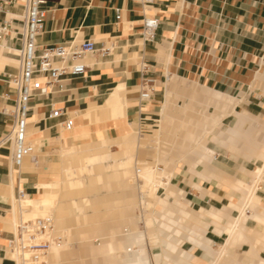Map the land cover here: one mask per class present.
I'll list each match as a JSON object with an SVG mask.
<instances>
[{
  "label": "crops",
  "instance_id": "obj_1",
  "mask_svg": "<svg viewBox=\"0 0 264 264\" xmlns=\"http://www.w3.org/2000/svg\"><path fill=\"white\" fill-rule=\"evenodd\" d=\"M43 6L46 16L37 37L39 47L91 39L96 51L83 56L85 73L65 79L62 91L47 97L32 92L28 139L35 160L26 157L17 167L12 143H1L12 123L2 110L12 108L16 97L8 78L19 70L24 8L19 0L2 5L0 21H10L13 28L12 38L0 40V264H15L5 245L15 232L19 212L25 219L51 215L59 226L69 213L76 221L89 219L75 232L78 247L70 249L64 242L52 250L48 264H264V186L258 185L248 201L264 153V128L243 127L264 116V0H154L146 10L134 0H44ZM145 11L160 22L150 41L141 37ZM141 62L148 65L154 91L139 107ZM172 79L168 92L166 83ZM190 89L210 92L220 115L233 114L230 149L233 136L242 132L252 147L247 157L255 160L257 168L250 177L251 170L244 164L219 160L207 146H192L188 163L168 169L169 180L161 187L164 196H154L163 208L168 204L190 221L188 232L165 242L169 251L164 256L135 255L145 243L144 232L130 231L137 226L132 214L138 198L137 163L149 162L141 156L154 142L162 115H168L166 105L172 101L168 93L177 91L184 97ZM50 104L63 108L66 115L47 117ZM233 107L242 111L235 114ZM67 117L74 122L71 130L62 126ZM155 120L151 137L142 135L139 128L152 126ZM141 140L145 143L140 145ZM156 143L153 161L157 162L160 143ZM107 145L118 147L111 150L115 160H98ZM70 159L78 163L70 165ZM85 173L97 181L106 173L127 190L115 216H109L110 208L96 212L102 200L92 201L84 193L80 202L75 197L60 199L62 186L83 187L78 175ZM53 182L58 183L55 188L38 187ZM18 190L26 196L18 199ZM45 190L54 192L50 202H45ZM246 203L250 214H242ZM86 206L93 208L92 215L82 212ZM95 235L101 240L96 246L87 240ZM181 244L189 245L188 249ZM137 246L140 249H134Z\"/></svg>",
  "mask_w": 264,
  "mask_h": 264
},
{
  "label": "rangeland",
  "instance_id": "obj_2",
  "mask_svg": "<svg viewBox=\"0 0 264 264\" xmlns=\"http://www.w3.org/2000/svg\"><path fill=\"white\" fill-rule=\"evenodd\" d=\"M172 81L173 79L166 83V89L168 92L169 84ZM177 82L179 83L180 81ZM188 93L189 94H186L184 97L180 96L181 94L177 91L168 93L167 96L172 100L171 103L166 105L168 115H162L158 130L155 132L156 137L154 142H151L150 146L146 147V154L141 156V158L148 160V163L150 164L156 165L158 171V168H163L165 171H168V169L173 170V168L181 167L183 164L188 163L190 160H186V158L190 155L189 150L191 147L195 144H201L212 149L214 151V156L219 160H236L239 164H244L247 169L251 170L250 177H254L257 163L253 159L250 161L247 157L252 147L248 140L241 135L242 132H238V134L233 136L234 144L230 149L231 144L228 140V136L230 135L229 125L232 123L231 116L233 114H228L225 111L220 115L219 108L210 92L202 89H190ZM233 109L235 114L236 111H242L237 107H233ZM159 118L160 116H157V119ZM157 121L158 120L152 121V126L140 127V133L144 136L151 137L154 129L157 128ZM250 125L255 129L264 128V116H260L257 121L252 119L251 121L246 122L243 127L247 129ZM156 141H159L160 143L157 162L153 161V153L156 147H158ZM144 143L145 141L141 140V144ZM89 150L93 152L94 147ZM111 150L117 151L118 147L116 145H107L103 150L104 153L99 156L98 160H115ZM239 155L240 157H238ZM76 158L81 157L78 155ZM141 161L142 160H140V162ZM77 163V159L69 160L70 165L75 166ZM139 165L141 164H138V166ZM78 176L84 183L83 187L68 189L62 186L60 199L67 200L69 197H75L77 201L80 202L81 194L84 193L92 201L96 199L105 202L103 203L101 201V203H97L98 206L96 212L99 210L100 213H103V211L110 208L109 216H115L117 209L119 208L118 206L123 203L124 195L127 194V190L124 191V189L118 187L116 179H114V177H108L106 173L100 181H97L94 176H88L86 173ZM161 178L162 177L157 176L158 180H164L167 185L166 178ZM246 180L247 184H250L249 179ZM137 182H139V180H137ZM258 185L263 187L264 182L260 181ZM132 186L133 188L136 187V185ZM163 190L164 189L159 187L156 191V195L159 199L164 196ZM65 193L69 196L65 197ZM159 202L160 200L156 198H149L147 201L146 208L143 212V222L145 223V227L143 228L137 218L138 198H135L136 205L132 209V214L137 219V226L130 229V231L132 233H138L139 231L144 232L145 235V243L141 247L142 252L138 250L140 248L137 246L134 248L138 250L134 252L135 255L136 253H142L144 256L156 254L164 256L169 251L165 242L171 241L172 237L179 238L181 235L179 232H183V234L188 232L189 225H191L190 221L187 222L186 219H182L181 214L177 210L169 208L168 204H165V207L163 208ZM82 212L86 215H92L93 208L91 206H86L82 208ZM250 212L251 211L248 213L250 214ZM18 220L19 217H17L16 223ZM87 222H89V219L88 221H84V219L76 221L74 220L73 213H69L64 224L59 226L54 218V228H63V230H65V238L60 244L68 242V247L70 249L77 248L80 238H78V235L75 232L79 229V226H83L87 224ZM123 225L124 222H121L120 226ZM66 229H69V231ZM97 236L98 235L89 236L90 238H87V240H89L92 245L96 246L101 241L99 239L100 236ZM181 247L187 250L189 245L181 244ZM49 255L50 254H48V257ZM165 264L168 263L166 262Z\"/></svg>",
  "mask_w": 264,
  "mask_h": 264
},
{
  "label": "built area",
  "instance_id": "obj_3",
  "mask_svg": "<svg viewBox=\"0 0 264 264\" xmlns=\"http://www.w3.org/2000/svg\"><path fill=\"white\" fill-rule=\"evenodd\" d=\"M11 0H0V12L2 5ZM23 4L24 16L20 28L21 47L18 50L19 70L16 74L9 75L8 83L16 90L14 106L3 108L2 112L12 117V123L8 134L1 143L10 141L13 146V162L19 167L26 157L34 161L33 145L28 139V113L32 92L38 95L48 96L53 91L64 89V80L70 76L83 75L86 65L82 61L83 56L96 51L95 42L91 39L83 40L78 44H52L39 47L37 37L44 29L46 9L44 0H19ZM146 10L154 0H134ZM116 17L119 18L118 9ZM141 37L144 41H150L155 36L159 27V19L155 15L143 13L141 20ZM13 25L8 20L0 21V40L6 36L12 38ZM102 51H105L102 48ZM148 65L140 63L141 83L139 86L138 106L150 99L154 91L153 81L147 76ZM169 76H165L168 79ZM66 112L63 108L50 104L47 117L63 118ZM73 119L70 117L62 120L65 130L73 128ZM25 194L18 190V198ZM137 218L142 227L143 212L145 206L139 202ZM247 213L249 212L246 209ZM12 237L6 241V249L9 253L16 255L21 263L24 261L46 263L49 251L54 244H60L65 234L58 233L54 228V220L51 215L38 216L35 218H20L15 226ZM15 264L16 260L12 259Z\"/></svg>",
  "mask_w": 264,
  "mask_h": 264
},
{
  "label": "bare ground",
  "instance_id": "obj_4",
  "mask_svg": "<svg viewBox=\"0 0 264 264\" xmlns=\"http://www.w3.org/2000/svg\"><path fill=\"white\" fill-rule=\"evenodd\" d=\"M44 136V135H43ZM140 145H141V142H140ZM254 157V156H253ZM153 160H156V149L153 153ZM260 161V160H259ZM137 164H141L138 166L137 168V176H138V184L137 185V189H138V198H139V202L141 201L143 206H146L147 205V201L149 200V198H154L155 194H156V191L159 187H165L166 186V182L164 180H158L157 179V176L158 177H162V178H166V180L168 181L169 180V176L170 174L165 171L164 169H160L159 168V171L157 170V166L156 165H153V164H150L148 162L146 163H140L138 162ZM136 164V165H137ZM137 167V166H136ZM245 176V175H244ZM161 178V179H162ZM260 181H263L264 182V153H263V156H262V160L260 162V166L257 168L256 170V174H255V177H254V180L252 182V184L250 185V192H249V195H248V201L251 199V196L252 194L254 193V191L257 189V186H258V183ZM133 183V182H132ZM58 185V183L56 182H53V183H49V184H44V185H39V189L42 190L44 188H55L56 186ZM46 194H48V196L46 197L45 199V202H50L52 199H53V191L51 190H45ZM53 195V196H52ZM26 195H24L23 197L21 198H24ZM19 199V198H18ZM253 199V198H252ZM27 204H29L31 201L27 200L26 201ZM248 203V202H247ZM244 204L243 205V212L242 214H249L247 213L246 209L249 210L248 208V204ZM250 211V210H249ZM21 217L23 218L21 212H19L18 214V217ZM38 217V216H37ZM35 218V217H34ZM53 218V217H52ZM236 218V217H235ZM25 219V218H23ZM237 219V218H236ZM54 220V219H53ZM242 220V219H241ZM16 221V220H15ZM261 222V221H260ZM236 224L237 222L235 221L233 227H232V231L235 230L236 228ZM259 225V224H258ZM238 226V225H237ZM56 230V228H55ZM57 231V230H56ZM242 233V232H241ZM243 235V234H242ZM233 237V236H232ZM233 239V238H232ZM231 242V240H230ZM229 242V243H230ZM239 242V241H238ZM62 244H54L52 247H51V250L49 251V254L52 252V250L54 248H59L61 247ZM221 247V246H220ZM220 251H221V248H220ZM15 256V260H16V264H44V263H39V262H30V261H24L23 263H21L20 259L16 256ZM218 257V256H217ZM224 258V257H223ZM151 259V258H150ZM149 259V260H150ZM195 259V258H194ZM215 260V259H214ZM261 261V260H260ZM152 263V262H151ZM45 264H48V258L46 260V263ZM211 264H214V261H212ZM240 264V263H239Z\"/></svg>",
  "mask_w": 264,
  "mask_h": 264
}]
</instances>
